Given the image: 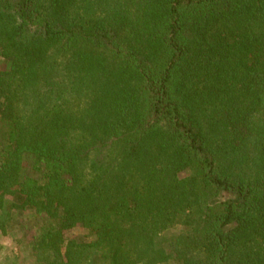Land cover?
<instances>
[{"label":"trees","instance_id":"1","mask_svg":"<svg viewBox=\"0 0 264 264\" xmlns=\"http://www.w3.org/2000/svg\"><path fill=\"white\" fill-rule=\"evenodd\" d=\"M19 231L1 264H264V0H0Z\"/></svg>","mask_w":264,"mask_h":264},{"label":"rangeland","instance_id":"2","mask_svg":"<svg viewBox=\"0 0 264 264\" xmlns=\"http://www.w3.org/2000/svg\"><path fill=\"white\" fill-rule=\"evenodd\" d=\"M83 228L75 227L71 228V230L68 231L69 235H75V234H82L85 233ZM21 231L17 233H7V234H0V241H1V248H0V264L3 262H12L11 260L14 259L13 255L18 254L20 250H24L22 246H19L18 244L20 242H25L23 237L21 236ZM15 238L21 239L20 242L16 241Z\"/></svg>","mask_w":264,"mask_h":264}]
</instances>
